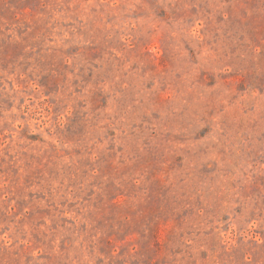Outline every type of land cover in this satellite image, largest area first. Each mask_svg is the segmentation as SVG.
I'll return each instance as SVG.
<instances>
[{"label":"rangeland","instance_id":"obj_1","mask_svg":"<svg viewBox=\"0 0 264 264\" xmlns=\"http://www.w3.org/2000/svg\"><path fill=\"white\" fill-rule=\"evenodd\" d=\"M0 264H264V0H0Z\"/></svg>","mask_w":264,"mask_h":264}]
</instances>
